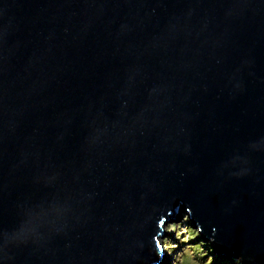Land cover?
Listing matches in <instances>:
<instances>
[{"label":"water","instance_id":"water-1","mask_svg":"<svg viewBox=\"0 0 264 264\" xmlns=\"http://www.w3.org/2000/svg\"><path fill=\"white\" fill-rule=\"evenodd\" d=\"M182 213L264 264V0H0V264H159Z\"/></svg>","mask_w":264,"mask_h":264},{"label":"rangeland","instance_id":"rangeland-1","mask_svg":"<svg viewBox=\"0 0 264 264\" xmlns=\"http://www.w3.org/2000/svg\"><path fill=\"white\" fill-rule=\"evenodd\" d=\"M186 215L187 214L182 213L177 220L170 222L174 223L173 225H170V223L167 224L165 229L166 235L163 239H168L166 247L171 253L169 254L167 251L163 252L164 256L159 264H200L198 258L203 255L202 247L208 255L213 257V264H217L216 261L219 258L221 262L227 261V264H236L237 259L234 256L228 258L220 255L214 249V245L203 239L201 233L196 239L190 237L185 240L184 237L189 234L184 232V226L192 227L190 219L187 222L183 221V217ZM162 243H164V241ZM210 248H213V250H210ZM206 259L207 256L202 258L201 264H203V261ZM240 264H242L241 261Z\"/></svg>","mask_w":264,"mask_h":264},{"label":"clouds","instance_id":"clouds-1","mask_svg":"<svg viewBox=\"0 0 264 264\" xmlns=\"http://www.w3.org/2000/svg\"><path fill=\"white\" fill-rule=\"evenodd\" d=\"M188 220H189V216L186 215V216L183 217V221L184 222H187ZM161 223H163V221H161ZM173 224L174 223H170V225H173ZM184 232L189 234V235H186L184 237L185 240L189 239L190 237L193 238V239H196L200 235L199 229L198 228H193L191 226H184ZM162 240L164 241V243H162ZM162 240H160V239L156 240L155 248L160 253H163V252L167 251L170 254L171 252L166 247V242L168 241V239L164 238ZM199 245H202V244H199ZM202 252H203V255L198 258L199 261H200V264H201L202 258H204L206 256H207V259L203 261V264H213V257L208 255V253L205 252L203 247H202ZM240 259H242V258H237L236 264H240Z\"/></svg>","mask_w":264,"mask_h":264},{"label":"trees","instance_id":"trees-1","mask_svg":"<svg viewBox=\"0 0 264 264\" xmlns=\"http://www.w3.org/2000/svg\"><path fill=\"white\" fill-rule=\"evenodd\" d=\"M213 250V248H210V250ZM217 264H227V261L225 262H221V259L219 258L217 261H216Z\"/></svg>","mask_w":264,"mask_h":264}]
</instances>
